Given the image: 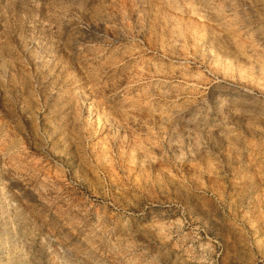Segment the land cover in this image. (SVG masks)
Wrapping results in <instances>:
<instances>
[{"label":"rangeland","instance_id":"374dc122","mask_svg":"<svg viewBox=\"0 0 264 264\" xmlns=\"http://www.w3.org/2000/svg\"><path fill=\"white\" fill-rule=\"evenodd\" d=\"M0 264H264V0H0Z\"/></svg>","mask_w":264,"mask_h":264}]
</instances>
